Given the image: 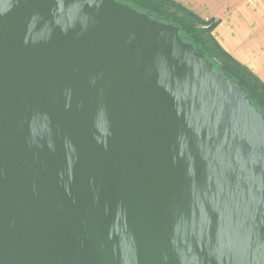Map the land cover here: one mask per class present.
Wrapping results in <instances>:
<instances>
[{
	"label": "water",
	"instance_id": "water-1",
	"mask_svg": "<svg viewBox=\"0 0 264 264\" xmlns=\"http://www.w3.org/2000/svg\"><path fill=\"white\" fill-rule=\"evenodd\" d=\"M0 264H264V116L172 23L0 0Z\"/></svg>",
	"mask_w": 264,
	"mask_h": 264
},
{
	"label": "crops",
	"instance_id": "crops-1",
	"mask_svg": "<svg viewBox=\"0 0 264 264\" xmlns=\"http://www.w3.org/2000/svg\"><path fill=\"white\" fill-rule=\"evenodd\" d=\"M216 23V44L264 85V0H172Z\"/></svg>",
	"mask_w": 264,
	"mask_h": 264
},
{
	"label": "trees",
	"instance_id": "trees-1",
	"mask_svg": "<svg viewBox=\"0 0 264 264\" xmlns=\"http://www.w3.org/2000/svg\"><path fill=\"white\" fill-rule=\"evenodd\" d=\"M117 2L130 6L140 13L148 15L152 19L172 23L180 29L181 38L191 43L198 51L213 63L214 67L238 85L249 97L254 107L258 108L264 116V85L248 69L240 65L236 60L224 52L213 40L211 33L216 23L204 21L184 9L172 0H116ZM168 3L179 10L184 16L182 19L173 17L166 13L164 4ZM225 63L220 67L216 58Z\"/></svg>",
	"mask_w": 264,
	"mask_h": 264
},
{
	"label": "rangeland",
	"instance_id": "rangeland-1",
	"mask_svg": "<svg viewBox=\"0 0 264 264\" xmlns=\"http://www.w3.org/2000/svg\"><path fill=\"white\" fill-rule=\"evenodd\" d=\"M163 7H164V10L166 11V13L171 14L175 18L182 19L184 16L179 10L175 9L174 7L169 5L168 3H165ZM215 58L219 64V66L223 67L225 63L222 61V59H219L218 57H215Z\"/></svg>",
	"mask_w": 264,
	"mask_h": 264
}]
</instances>
